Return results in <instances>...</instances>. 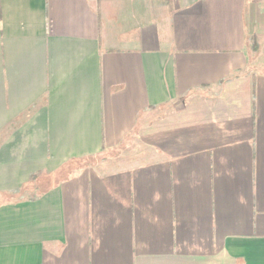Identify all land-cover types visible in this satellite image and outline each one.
<instances>
[{
    "label": "crops",
    "instance_id": "0c3cea01",
    "mask_svg": "<svg viewBox=\"0 0 264 264\" xmlns=\"http://www.w3.org/2000/svg\"><path fill=\"white\" fill-rule=\"evenodd\" d=\"M0 264H264V0H0Z\"/></svg>",
    "mask_w": 264,
    "mask_h": 264
},
{
    "label": "trees",
    "instance_id": "16d2710c",
    "mask_svg": "<svg viewBox=\"0 0 264 264\" xmlns=\"http://www.w3.org/2000/svg\"><path fill=\"white\" fill-rule=\"evenodd\" d=\"M252 48H253L255 51H257V50H258L257 44L254 43V44L252 45Z\"/></svg>",
    "mask_w": 264,
    "mask_h": 264
}]
</instances>
